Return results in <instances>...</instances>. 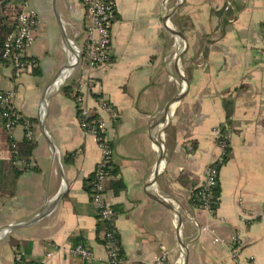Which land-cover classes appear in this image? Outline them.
Listing matches in <instances>:
<instances>
[{
	"label": "crops",
	"instance_id": "1",
	"mask_svg": "<svg viewBox=\"0 0 264 264\" xmlns=\"http://www.w3.org/2000/svg\"><path fill=\"white\" fill-rule=\"evenodd\" d=\"M115 2L108 68L83 63L77 69L75 51L77 66L71 55H54L40 41L45 20L63 43L66 36L77 49L83 46L80 0H37L42 16L29 0L39 15L27 52L34 64L20 75L0 64V90L14 92L36 141L29 162L14 164L10 140L28 139L22 125L12 133L5 129L0 110V264H19L17 251L30 263L53 251L48 264H88L73 253L79 242L93 250L92 264H106L90 185L101 149L80 125L76 91L94 117L107 116L98 108L100 97L120 114L108 121L115 179L126 184L118 194L109 189L118 212L119 264H153L165 252L163 264H184L185 257L187 264H237L230 247L235 239L244 257L264 264V0H184L177 12L181 0ZM171 26L185 36L181 60L176 59L181 72L173 64L179 36ZM69 65L73 71L63 73ZM166 110L169 123L163 121ZM217 126L228 132L230 147L220 173L219 205L209 213L191 197L219 155ZM161 131L165 164L157 176ZM247 211L257 214L244 218ZM174 217L181 219L187 251Z\"/></svg>",
	"mask_w": 264,
	"mask_h": 264
},
{
	"label": "built area",
	"instance_id": "2",
	"mask_svg": "<svg viewBox=\"0 0 264 264\" xmlns=\"http://www.w3.org/2000/svg\"><path fill=\"white\" fill-rule=\"evenodd\" d=\"M85 8L86 16V41L79 47V61L85 63L89 68H108L111 65V45L113 40L112 29L117 18V5L115 0H80ZM39 23V15L33 8L26 7L18 17L16 28L7 36L5 41L3 59L9 64L16 75L24 72L25 68L34 64L29 60L27 52L35 40V28ZM76 103L80 109V125L88 133L96 137L101 149V159L97 163L95 171L90 179L91 199L97 207L99 219L111 225V230H107L108 250L106 264H119L122 260L120 255L121 247L116 237V219L118 212L110 200V191L106 187L107 181L115 179V173L110 168L113 163V146L108 136V121L115 122L120 114L117 109L108 102L105 97L98 99V108L106 113L103 116L94 117L90 108L85 106L84 98L77 91L74 92ZM0 110L4 120V127L9 132L19 125L25 129L26 139L33 141L34 134L32 122L29 117L24 115L15 105L14 92L12 90H0ZM213 135L219 147V155L207 165L205 169V182L202 188L194 191L192 197L197 198L199 206L209 213H215V201L217 194L215 188L219 185L221 168L229 155V134L221 127L213 129ZM16 148V143L13 144ZM257 214L255 211H247L243 214L244 218L252 217ZM220 239L217 238L216 241ZM237 244L231 247L232 256L237 264H259L254 257L243 256L240 242L235 239ZM239 243V244H238ZM73 253L84 263L92 264L95 260L93 250L85 243L79 242L73 247ZM53 251L47 252L41 259L30 263L23 252L15 253V260L19 264H48ZM167 253L158 255L153 264H163Z\"/></svg>",
	"mask_w": 264,
	"mask_h": 264
},
{
	"label": "trees",
	"instance_id": "3",
	"mask_svg": "<svg viewBox=\"0 0 264 264\" xmlns=\"http://www.w3.org/2000/svg\"><path fill=\"white\" fill-rule=\"evenodd\" d=\"M28 1L29 0H0V64L5 63L4 62L5 60L3 59V51L7 36L16 28L18 24L19 14L28 6ZM64 88L66 92H68L69 85L65 86ZM35 147H36V141L24 140L23 142L16 144V148H15L13 145V141L10 140V149L12 151L14 164L18 160H25L29 162ZM15 170H16V175L18 176L21 173V171H18L16 168ZM110 170L112 173H115V175L117 176L118 168L116 167V165H114V163H112ZM106 187L108 189H111L114 192V194H118L121 190H123L126 187V184L121 179H111L107 181ZM201 188L202 187H199L194 191H197ZM215 194H217V201H215L214 206L217 210V207L219 205V196H220L219 185L215 188ZM191 202L194 205L196 204L198 206L201 205V202L194 196L191 197ZM107 230H111V225L109 223L100 220L98 225V233L100 240L104 243L107 242V238H106ZM116 237L118 238L120 244L119 233L116 234ZM120 255L122 256V249L120 251Z\"/></svg>",
	"mask_w": 264,
	"mask_h": 264
},
{
	"label": "bare ground",
	"instance_id": "4",
	"mask_svg": "<svg viewBox=\"0 0 264 264\" xmlns=\"http://www.w3.org/2000/svg\"><path fill=\"white\" fill-rule=\"evenodd\" d=\"M173 12H174V10H172V12L168 15V18H170L171 17V15L173 14ZM170 31L174 34V35H177V36H179V41H178V38H177V44H176V47H175V52H174V54H173V64H175L176 65V70H177V68L179 69V64L177 65V61H176V57L178 58V61H180L181 60V57H182V51H181V48H180V46H181V43H180V41H181V39L185 42V36L183 35V33L181 32V31H179V30H177V29H175L174 27H170ZM66 42H67V47H69L70 49V51L72 52H70V55H71V61H72V55H73V51H75L74 52V55H75V57H76V59H75V62L76 63H78V60H77V58H78V56H79V49H77V47L74 45V42L73 41H71L69 38H66ZM73 48V49H72ZM179 51V52H178ZM178 54H177V53ZM176 54H177V56H176ZM74 60V59H73ZM74 61H72V63H73V65H76V63H75ZM71 66V65H69L64 71H63V73L64 72H67V70H68V68L70 69V72H72L73 71V69H74V66ZM77 66V65H76ZM72 74V73H71ZM70 74V75H71ZM70 75H65V76H63L62 78H61V80L63 81V80H65V79H67ZM164 122H167V123H169V119H167V118H165L164 120H163ZM162 136H163V132L161 131V135L158 137V141H157V144H158V148H159V150L160 151H163L162 149H163V146L162 145H160V138H162ZM163 161L160 159V157L158 158V168H157V176H159V174L161 173V171H162V166L164 165V163H162Z\"/></svg>",
	"mask_w": 264,
	"mask_h": 264
},
{
	"label": "rangeland",
	"instance_id": "5",
	"mask_svg": "<svg viewBox=\"0 0 264 264\" xmlns=\"http://www.w3.org/2000/svg\"><path fill=\"white\" fill-rule=\"evenodd\" d=\"M30 1H31V5L33 7H35L36 9H38V11H40V8H39L40 6L37 5V0H30ZM39 13L41 16L43 15L41 11ZM175 27H176V25H175ZM40 34H41L40 35V41L43 42V44L46 46V49L50 50V48H51V50L54 52L53 53L54 55L59 54V53L62 54V51H63L65 53H67L68 57H70L68 49L61 39L60 33L55 32L54 30H51L50 25L45 20H43V22L40 25ZM77 43H78V41H77ZM176 56H177V54H176ZM176 59H177V57H176ZM178 64L179 63L177 61V65ZM180 70H181V68L179 66V69L177 68L176 71L181 72ZM179 78H181V77H179Z\"/></svg>",
	"mask_w": 264,
	"mask_h": 264
},
{
	"label": "water",
	"instance_id": "6",
	"mask_svg": "<svg viewBox=\"0 0 264 264\" xmlns=\"http://www.w3.org/2000/svg\"><path fill=\"white\" fill-rule=\"evenodd\" d=\"M183 2H184V0H181V2L178 4L177 9L175 10L176 12H177L178 8L183 4ZM62 32L65 33V30H64V27H63V26H62ZM66 38H68V37L65 36V38H64V43H65V45H66V47H67ZM71 40H72V39H71ZM72 41H73V40H72ZM73 42H74V41H73ZM74 43H75V42H74ZM67 49H68V47H67ZM68 50H69V49H68ZM69 51H70V50H69ZM81 63H82V61H81V60L79 61V59H78V68H77V69H79V68L81 67ZM74 74H75V73H73L72 75H70V76L66 79V81H64L61 85H58V86H59V87H63L64 85H66V82L69 81V80L71 79V77H73ZM180 96H181V95H179V98H181ZM168 109H169V107L167 108V110H168ZM167 110H166V112H165V114H164L165 118H168ZM159 157H160V159L163 161V163L165 164V156H164L163 152H161L160 150H159ZM164 200H165V199H164L163 197H160V201H161L162 203H165ZM174 221H175V224H176V227H177V231L179 232V236L181 237V244H182V247H183V249H184L185 251H187V249H188V245L186 244V242H185L184 239H183V235H182V222H181V219H179L178 217H174ZM184 264H187V257L184 258Z\"/></svg>",
	"mask_w": 264,
	"mask_h": 264
}]
</instances>
